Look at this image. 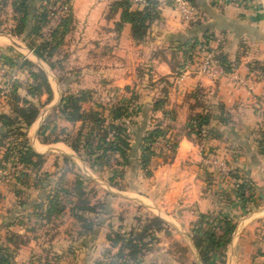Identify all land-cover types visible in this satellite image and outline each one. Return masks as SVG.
Listing matches in <instances>:
<instances>
[{
	"label": "rangeland",
	"instance_id": "rangeland-1",
	"mask_svg": "<svg viewBox=\"0 0 264 264\" xmlns=\"http://www.w3.org/2000/svg\"><path fill=\"white\" fill-rule=\"evenodd\" d=\"M62 1L27 0L24 17L26 25L21 35H14L21 13L13 9L12 0H0V35L8 38L5 40L6 45L0 47V54L4 51L10 60L17 63L25 59L40 69L46 68L52 86V100L49 104L44 105L47 102L44 94L30 99L39 107L33 125H0V256L6 260L5 264H15V248L32 243L36 250L22 255L26 261L21 264H202L194 245L198 240L194 238L198 237L195 234H201L206 229L217 234L219 223L214 220L211 226H198L197 217H191L192 212L196 210L194 204L184 203V200L190 198L194 190L212 194L216 201L212 215L218 216L223 212L228 215L230 221L257 207L254 199L241 202L234 197L230 177L223 179L215 174L218 180L213 182L212 173L205 162L208 154L216 153L222 158L229 172H237L233 164L234 159L221 156L209 147L203 149L204 140L195 142L199 151V171L196 174L182 173L186 184L179 189H176L175 182L180 174L176 169L156 171L162 158L152 159V156L142 169L139 162L140 139L158 118L157 112L151 109L152 100L158 94L153 88L155 81L144 75V68L148 67H136L135 57L131 56L133 61L126 62L125 67L124 62H120L121 76H116L107 69H102V72L95 69L94 66L107 65V62H95L90 53V58L83 61L80 54H77L76 43L65 47L67 31L75 20L72 13L73 0H69L67 31L58 36L59 39L54 38L55 47L49 59L52 65L49 66L37 57L33 60L30 55L29 45L50 38L51 28L57 22L56 20L47 27L50 20L43 18V10L45 11L47 6L58 7ZM129 8L137 9L131 5ZM89 48L92 50L93 46ZM82 64L85 66L83 74ZM179 69L176 70L179 82L190 72L195 73L187 70L183 75ZM200 76L209 78L206 75ZM14 83L20 85L18 94L24 95L22 88L29 84L27 71L18 73V67L6 64L4 66L0 61V112L9 115L12 112L8 106V103H11L8 90ZM131 89L137 97L129 106L128 115L123 120L130 129V149L126 164L118 165V162H121L119 157L113 156L111 152L106 153V161L103 162L102 159L99 163L94 160V156L88 157L82 147L79 148V153L71 148L65 150L61 147L60 143L66 144L64 140L71 141L78 129L81 132L79 140L83 144V141L88 139L86 134L89 132V124L80 128L79 122L66 121L60 111V101L66 100L69 94L85 90L86 99L81 103L83 109H96L102 117L107 118L109 108L123 102L130 95ZM258 128L254 127L250 132L251 143L259 133ZM104 130L107 132L109 129ZM94 131L96 132L95 129ZM101 132L102 130L99 131ZM36 140L50 143L57 140L59 143L51 144L52 150L47 151L38 149ZM96 142V139L91 138L92 146ZM24 143L36 151L43 152L39 153L41 158L36 159L39 164L36 171L19 161L20 145ZM161 144L168 148L164 142ZM157 146L158 144H154V147ZM173 152L168 148L164 161H172ZM157 154L155 151L154 155ZM247 159L250 158L246 156L245 160L251 163ZM181 164L183 170V166L186 168L192 163L183 158ZM180 188V194L172 195V192H178ZM170 191L171 194L168 193ZM189 192L191 195L187 194ZM246 192L248 194V191ZM51 195L56 196L58 207L48 215L44 205L46 198ZM228 213L232 214L233 218ZM154 216L160 218L162 224L159 225L160 229L150 231L153 225L156 226L152 220ZM116 235L118 236L115 237ZM108 236L117 240L114 245H111ZM129 237L136 239V242H148L146 247H139L142 248V253H137L134 260L125 256L127 251L121 245L122 239ZM204 239L203 237L201 248L204 246ZM217 259L223 260L219 253Z\"/></svg>",
	"mask_w": 264,
	"mask_h": 264
},
{
	"label": "crops",
	"instance_id": "crops-1",
	"mask_svg": "<svg viewBox=\"0 0 264 264\" xmlns=\"http://www.w3.org/2000/svg\"><path fill=\"white\" fill-rule=\"evenodd\" d=\"M113 1L73 0L72 13L75 20L67 31V42L64 46L70 47L76 43L77 54H80L83 61L90 58V53L95 62H107V65L94 66L95 69H100L101 72L102 69H107L116 76H121L120 62H124L125 67L126 62L133 61L131 56L135 57L136 67H148L144 68V75L155 81L153 88L158 91L155 99L161 97L164 100L160 109L154 111L158 115L157 121L171 126L168 136L176 143L174 158L172 161H164L168 148L163 147L162 140L154 142L153 147L158 144L154 147L158 154L152 159L162 158L157 166L158 172L176 169L180 174L175 182L176 189L186 184L182 173L196 174L199 171L198 145L184 135L188 116L201 110L193 106L192 99L195 88H199L205 109L211 114L208 125L204 128L217 133L216 137H207L204 140L203 149L209 147L221 156L233 158L237 172L253 182L254 201L257 203L253 211L232 221L234 228L229 241L218 249L223 260L219 261L218 253L213 252L207 264H264V153L259 151L255 140L251 143L250 136L254 127L264 129V0H188L197 12L194 20L188 23H181L176 18L173 0H156L158 15L148 24L145 36L140 42L131 38L129 23L122 22L120 27L116 24L119 22L120 9L110 10V3ZM203 36H208L212 52L224 58L231 66L230 71L215 78L190 72L179 82L176 70L180 68L181 71L188 62L182 54V44L193 37L202 40ZM6 39L8 40L6 36L0 35V47L6 45ZM91 45L93 49L89 50ZM1 53L5 54L4 51ZM30 53L32 59L36 60L33 53ZM81 66L83 74L85 66ZM47 69L50 70L48 66ZM20 71L22 72L18 69V73ZM43 71L52 93L46 68ZM51 100L52 97L44 105ZM36 142L38 149L47 151L52 150L51 144L59 143L39 140ZM60 144L63 149H70L66 144ZM34 151L43 153L35 149ZM246 156L251 163L245 160ZM183 158L190 160L192 164L186 168L183 166L182 170L180 161ZM211 176L213 182L218 180L215 174ZM190 181L193 182L192 177ZM168 193L171 194V191ZM172 193L174 196L180 194L181 188ZM187 194L191 195V192ZM213 196L194 190L191 197L184 200V203L194 204L196 210L191 217L196 218L199 213L214 216L212 210L216 201ZM232 211L235 213V209ZM34 250L36 247L32 243L19 245L15 248V264L25 263L22 255H28Z\"/></svg>",
	"mask_w": 264,
	"mask_h": 264
},
{
	"label": "trees",
	"instance_id": "trees-1",
	"mask_svg": "<svg viewBox=\"0 0 264 264\" xmlns=\"http://www.w3.org/2000/svg\"><path fill=\"white\" fill-rule=\"evenodd\" d=\"M26 1L27 0H12L13 9L20 11L21 13L20 17L18 18V26L15 27V31L13 32L14 35H21L26 25V20H24L26 13ZM61 3L67 4V10L57 19L56 24L51 28L52 30L50 32L52 34L49 35L50 38L48 37L45 38V40H40V42H37L35 45H29L33 55L46 62L49 66L52 65L49 59L51 58L53 48L55 47L54 38L59 39V37L67 31V20L69 19L70 12L69 0H63ZM156 4V0H144V4L141 8L132 9L129 8V0H122L121 2L116 0L110 4V10L114 11L116 9H120L119 22L116 24L120 27L122 22L129 23L131 38L135 42H140L145 36L148 24L158 15ZM191 5L194 6L193 4ZM43 16V18L47 20L48 15L46 10H43ZM32 29L35 30V28ZM202 38L204 39L201 40L199 38L193 37L186 40L182 44V54L187 61L191 58L192 52L197 44L201 43L202 41H208V36H203ZM213 54L218 62V65L224 70V72H229L231 66L224 61V58L219 54ZM0 61L4 66L6 64L12 67H18V69L23 71H27L29 80V84L22 88L24 90V95L22 96H20L17 92V89L20 88V85L17 83H14L13 86L9 88L8 98L11 96V103H8V106L10 107L12 114L9 115L0 112V125L3 127H12L14 124H17L20 127L21 125L27 127L36 118L39 108L38 105L32 102L30 99L38 98L42 94H44L46 97L45 101H48L51 98V89L49 87L46 75L42 69L38 68L29 60L24 59L17 63L15 60H10L6 54H0ZM125 89L127 91L128 88L125 87ZM163 89L164 88L162 87L161 90ZM129 93L130 95L127 96L123 102L109 108V115L107 118L102 117L96 109L89 108L86 111L83 109L81 103L86 99L85 90H80L77 94H69L66 100L60 101V111L64 115L66 121L70 123L79 122L80 128L87 123L89 124V132L86 134L88 135V139L86 138V140L83 141V144H81V140H79V135L81 132L80 129H78L75 137L71 141L63 139L66 145L76 153H79V148L82 147L88 157L94 156V160L96 162L99 161V163H101L102 159L103 162L106 161V156H108L106 153L111 152L113 156L116 155L119 157L121 162H118V165L126 164L128 151L130 149V142L128 134L129 128L127 124L125 125L123 123V120L125 119L124 117L128 115L127 110H129V106L132 105L133 101H135L137 97L132 89L129 90ZM192 99L193 106L198 107L201 110L198 112H193L188 116L184 125V135L196 143H199L201 140H205L207 137H216L217 133L215 131L204 128L208 125L211 114L207 109H205L202 94L200 93L199 88H195L194 92L192 93ZM163 102L164 100L161 97L155 99L152 103L151 109L153 111L160 109ZM106 128L109 129L107 132L104 130ZM100 130H102L101 133H99ZM170 130V125L162 124L160 121H157L141 136L139 162L142 166V169L149 162L148 159L155 154L153 147L154 142L162 140L170 151H174L176 143L170 136H168V132ZM21 135L24 136L23 134ZM91 138L97 140L94 146L90 144ZM255 142L259 151L264 153V129L259 130ZM18 158L20 163L24 164L25 166H31L36 171L39 165L36 162V159L41 158V155L35 152L27 143H24L20 145ZM229 175L235 180H239L235 188H232L234 197L241 202L253 200L254 185L251 179L240 175L238 172H230ZM246 191H248V194ZM57 207L58 201L56 200V196H48L44 205V210L48 213V215L52 213ZM76 217L80 218L78 215H76ZM152 220L155 221L156 226L153 225V229L150 228V231L160 229L159 225L162 224L161 219L154 216L152 217ZM214 220L219 223V226L217 227L219 229V233H210L209 230L206 229L203 230L201 234H195L198 235L199 238L197 236L194 237L195 239H198L194 242V245L199 252L202 264H207L211 254L218 250V248L223 247L229 241L231 232L234 228V223L230 221L228 215L223 212H220L218 216L199 213L197 215L196 222L198 226L201 224L211 226ZM117 236L118 235L115 237ZM201 236L205 238L204 246L202 248L201 244L203 242V237L201 238ZM107 239L111 245H114L117 241L113 240L111 236H108ZM135 240L136 239L129 237L122 239L123 243L121 242L122 247H124L127 251L125 256H127L130 260L136 259L137 253H142L140 250L142 248L139 247H146L148 245V242H136ZM119 251L122 252L121 249ZM262 254H264V251ZM221 255L222 254H220V256ZM5 263L6 260L1 255L0 264Z\"/></svg>",
	"mask_w": 264,
	"mask_h": 264
},
{
	"label": "built area",
	"instance_id": "built-area-1",
	"mask_svg": "<svg viewBox=\"0 0 264 264\" xmlns=\"http://www.w3.org/2000/svg\"><path fill=\"white\" fill-rule=\"evenodd\" d=\"M237 1V0H230ZM130 5L135 8H141L144 4V0H129ZM67 10V4H61L58 7L47 6L46 11L50 22H48L47 27L53 24L61 15H63ZM173 11L176 18L181 23H187L196 17V9L190 4L188 0H173ZM191 70L196 74L206 75L210 78H215L219 75L225 74L224 70L218 65L216 58L210 48L208 41H202L197 44L194 48L191 58L186 64L183 65L180 74L184 75L185 71ZM179 74V76H180ZM182 77V75L180 76ZM208 164L209 171L212 174H217L219 177L226 179L230 177V172L226 168L224 161L216 153L208 154L205 161ZM231 185L235 188L239 180H235L230 177Z\"/></svg>",
	"mask_w": 264,
	"mask_h": 264
}]
</instances>
